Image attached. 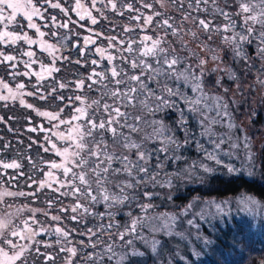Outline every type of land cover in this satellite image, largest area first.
Returning a JSON list of instances; mask_svg holds the SVG:
<instances>
[{
  "label": "snow or ice",
  "instance_id": "snow-or-ice-1",
  "mask_svg": "<svg viewBox=\"0 0 264 264\" xmlns=\"http://www.w3.org/2000/svg\"><path fill=\"white\" fill-rule=\"evenodd\" d=\"M167 2L73 0L68 5L65 0H0V45L5 46L0 48V65H7L12 70L9 75L13 79L23 75L35 76L37 81L33 90L27 91L24 82L16 83L13 89L0 79V101L18 100L21 106L46 118L52 129L57 131L41 127V131L51 132L45 137V144L50 147H41L60 158L59 161L41 160L40 164L48 169L43 171L28 157L32 169L42 171L44 178L37 181L33 176H27L29 187L36 185L27 193L10 190L20 177L25 176L20 159H0V205L5 204L8 197L30 196L36 201L45 189L57 194L46 200V209L27 205L17 209V213L31 212V216L20 224L9 219L11 213L0 216V264H29L30 259L35 261L36 258H43L44 264H55L56 256L45 251L53 247L66 254L64 264H104L105 260L108 264H129L130 258L144 255L136 247L137 241L149 247L159 258L164 246L156 234L178 237L183 241L191 235L190 229H197L196 238L202 239L204 245L211 243L200 236L198 220L205 219L204 209L214 207L217 213H224L222 204L204 201V208L197 212L194 208L198 198H193L178 213L157 212L158 205L154 199L160 193L156 189H172L174 179L185 176L191 180L196 176L197 168L206 174L215 173L216 167L207 162L222 166L231 177H239L243 169L225 162L223 157L230 161L241 152L245 156L247 174L253 175L256 159L253 139L246 128L236 123L233 108L239 106L235 95L242 94V89L237 87L230 102L226 98L230 89L224 87L223 75H217L213 85L214 89H223V92L211 90L208 79L220 73L236 79L232 70L224 65V53L227 51L231 52L234 60L251 66L253 58L249 56L246 45L255 43L256 58L264 62V0H233L235 12L226 10L228 0H225L224 7L218 0H170L181 14L180 23L166 11L156 9V5L165 9ZM49 9H58L66 19L50 14ZM144 10H148V14ZM108 11L119 16L131 13L128 19L135 25H124L122 32L105 36L103 32L80 23L87 19L90 25H97L108 18ZM72 13L76 20L72 19ZM216 16L223 17L225 23H214ZM23 22H26V28ZM70 25H78L88 32L82 37V45L79 42L72 45L80 51L81 57H85L90 51L89 46H93L100 59L91 60L94 67L86 77L74 81L57 80L54 75L60 71L57 61L69 60V57L58 55L66 47L61 41L69 39L67 34L61 36L59 30L72 33L74 29ZM153 26L157 34L149 35L148 30ZM116 27L113 26L111 31L115 32ZM26 29L34 30L36 38L30 36ZM137 29L143 33L138 40L131 36L127 40L123 38ZM161 32L162 35L159 34ZM46 36L56 38V43L44 39ZM215 36H220L223 48L211 46ZM101 39L107 40L106 46L97 45ZM177 43L179 48L175 46ZM193 43H196L195 48L191 47ZM33 45H38L51 57L49 64L38 60L32 50ZM7 48H12L16 54H9ZM104 61H107V67ZM37 63L40 70L33 71L32 67ZM75 63L81 64L82 61L78 59ZM19 64H23L25 69L22 73L18 71ZM210 64L214 66L210 67ZM262 69L264 63L257 70L256 83L264 90ZM46 79L53 81L47 88L42 83ZM70 86H74L75 92H81L85 87L89 91L96 88L100 94L90 103L87 96L66 98L63 90ZM26 96L41 101L54 98L61 104L67 99L65 107L72 106V115L68 119L62 118L64 108L56 112L41 111L27 103ZM259 99L264 105V94ZM169 109L177 113L175 128L165 124L163 119L155 118L158 113ZM259 114L256 108H252L247 114L248 123L254 124ZM190 122L195 123L196 131L190 127ZM0 123H6L3 117H0ZM61 126H64L63 130ZM218 127L226 131L218 132ZM177 129L184 133L183 141L177 137ZM237 129L239 135L236 134ZM9 130L12 131L11 128ZM27 130L35 132L37 128ZM52 136L60 142L59 146ZM149 143H158L159 147L149 148ZM193 143L196 151L203 153V159L174 172L166 171L169 162L175 164L186 160L183 152ZM224 145L228 146L227 149ZM10 147V143H5L0 151ZM8 169L14 170L15 175L5 180ZM61 197H71L74 202L64 205ZM167 199L171 201V194ZM238 203L250 214L264 209V201L253 195L242 194ZM100 204H103L104 212L95 210V206ZM124 208L128 209L123 213L128 219L121 223L116 217ZM135 209H139L136 215L133 214ZM53 210L56 214H51ZM69 211L71 216H68ZM38 213L52 223L46 226L37 219ZM88 216L98 218L100 223L93 227L85 224L86 231L70 229L64 224L65 218L79 224ZM189 216L192 218L183 219ZM181 223L188 227L178 230ZM145 229L149 235L145 234ZM74 233L84 239L74 241ZM41 236H55L54 244L39 239ZM88 248L93 251H84ZM176 255L181 260L186 259L179 251ZM192 255L199 256L200 252L193 248ZM78 256L79 262L76 260ZM171 257L170 253L167 264H172ZM260 264H264V260Z\"/></svg>",
  "mask_w": 264,
  "mask_h": 264
},
{
  "label": "trees",
  "instance_id": "trees-1",
  "mask_svg": "<svg viewBox=\"0 0 264 264\" xmlns=\"http://www.w3.org/2000/svg\"><path fill=\"white\" fill-rule=\"evenodd\" d=\"M218 3L221 7L225 6V0H218ZM229 7L226 10L235 12L236 6L233 4V0H228ZM157 10L166 11L168 15L176 17V22L180 23V13L177 12L176 7L173 6L170 3V0L167 2V6L165 9H160L159 5H156ZM146 14H148V10H144ZM211 11V10H210ZM57 16H60V14L53 13ZM98 15V14H97ZM129 15H132L131 13H126L124 16H119L111 11L107 12V19H103L100 21L97 25H90L88 22L89 27L96 28L98 32H103L105 36L110 35H116L119 32L123 31L124 25H135L134 21H129L128 17ZM203 15V13L201 14ZM211 18V17H209ZM62 19V18H60ZM85 21V20H84ZM86 22V23H87ZM214 23L216 24H223L225 23L223 17L216 16L214 19ZM239 23V19H238ZM113 26L116 27V31L113 32L111 29ZM189 25H186V27ZM65 32V31H64ZM143 33H140L139 29H137L135 32L130 33L126 36H124V39H128V36H131L133 39H139V36ZM149 35H155L157 34L155 32V28L148 30ZM159 34H163L162 32ZM30 36L33 38H36V34L30 33ZM48 41H51V39H48ZM169 39H172L169 37ZM187 39V38H186ZM203 39V37H202ZM97 43L100 46H106L107 40H98ZM199 43V42H197ZM66 44V42H65ZM177 48H179V44L177 43L175 45ZM212 47L217 48H223L224 46L220 43V36H215L213 41L211 42ZM191 47L195 48L196 43H193ZM246 50L250 57H252V65L248 66L244 61L241 60H234L232 57V54L230 51H227L224 53V65L229 67L232 72L235 74L236 79H229L228 75H225L223 73L220 74H213L208 79V86L211 90L217 91V92H223V89H214L213 85L215 83V80L217 78V75H223V85L225 88H229L230 91L227 93V99L231 102V99L233 97V88L234 86L239 83L243 85H247L249 88H251V91L256 94H264V90L260 89L259 84L256 83V78L258 75V69H261L262 62L258 58H256L255 55V49L256 44L253 43L252 45H246ZM3 48V47H0ZM6 51L9 54H15L13 50L6 49ZM78 51V50H77ZM61 54L63 56L69 57V60L66 61H59L58 62V68H60V71L58 73H55V78L57 80H63V81H74L81 79L83 77H86L89 72L91 66H89L87 63L90 62L89 58L86 57L85 59H81L80 57V51L73 52L69 45H66V47L61 49ZM39 57V56H38ZM80 60L84 62L81 64H76V60ZM43 60V63H45V60ZM104 66L107 67V61L103 62ZM210 67L214 66L212 64L209 65ZM22 70V67H20V64L18 65V71ZM25 70V69H24ZM99 70V69H98ZM12 70L7 67V65H0V79H3L5 82L9 83V86L11 88H15L16 83L24 82L26 84V90L32 91L33 86L37 84V81L34 80L32 77H26L23 75H20L13 79L9 73ZM264 71V69H262ZM22 73V72H21ZM35 78V77H34ZM262 79H264V76H261ZM53 81L51 79H46L42 83L44 84L45 88L48 87ZM98 87V86H97ZM99 92L94 88L92 91H89L87 87L83 89L81 92H75L74 86H70L68 89L63 90V95L67 97H71L74 95H81V96H87L88 102L90 103L91 100L97 99L99 97ZM260 96V95H259ZM236 99V98H235ZM25 100L27 103H31L34 105L35 108L41 110V111H52L56 112L59 111L60 108H64V111L62 113V118L68 119L73 112L72 106L65 107L66 104H68L67 99L65 100L64 104H61L60 101L50 98L46 101H41L40 99L32 96H26ZM239 106H233L234 108V115L236 118V123L238 124V118H240V113L243 112V109L245 107V104L242 100H238ZM79 102H77L78 104ZM183 107V105H181ZM0 117H3L4 121L6 123H0V148L5 143H10L11 147L5 151H0V159L4 160H12V159H20V161L23 163V172L25 173V176H22L19 178L18 183L15 187L11 188L12 191H24V192H31L36 187V185H32V187H29L30 181L26 179L27 176L31 175L33 176L37 181L40 179H43V172L42 171H34L31 167V165L28 162V157H31L34 162H36L41 168H43V171H47V167L43 164H40L41 160L43 161H51L56 160L59 161V157L55 155L54 152H45L44 149L41 147V145L49 146L45 144V137L46 135H51V132H45L41 131L40 128L43 127L44 129H51L52 132L57 131L56 129H52L51 124L47 121L46 118L41 117L37 115V112L27 109L19 104V101H11L8 102L0 101ZM99 117H97L98 119ZM151 118V117H150ZM156 119H163L164 123L167 125L172 126L173 128L176 127V120H177V113L175 111H172L171 109L167 110L166 112L158 113L155 117ZM239 125V124H238ZM30 127L37 128V131L32 132L28 131L27 129ZM190 127L193 128L194 131H196V125L194 122H190ZM12 129L10 131L9 129ZM64 126H61V130H63ZM150 131V129H149ZM218 132H224V128H217ZM237 135L240 134L239 129H237L236 132ZM177 137L183 141L184 139V133L177 129L176 131ZM52 140L54 142H57L58 146L60 142L56 141V137L52 136ZM35 141V143L33 142ZM31 146V147H29ZM227 145H224L225 148ZM149 148H156L159 147V144H152L149 143ZM183 155L185 156L186 160L177 161L175 164L169 162L166 171L168 172H174L177 170V168H186L189 165L193 163V161H199L203 159V153H199L196 151L195 144L187 149V151L183 152ZM163 154H161L162 158ZM226 159V157H225ZM153 165H155V159L152 161ZM210 165L216 167V172L213 174H206L201 169L197 168L196 176H194L191 180L187 178V176L174 179V187L172 189L168 188H157L156 191L160 193L158 197L154 199V203L158 205L159 209H166L167 211H175L178 210L180 207L186 206L193 198H204V199H214V200H226L229 198H234L239 195H253L255 198L264 201V175L261 179L256 178H246L243 176L239 177H231L227 175L221 166H215L212 162H207ZM14 176V175H13ZM201 178H203V182L201 183ZM5 179V177H4ZM6 180V179H5ZM171 194V201L167 199L168 195ZM57 194L54 192H51L48 189H45L43 192L39 194V197L36 201H33L32 197H15L11 198L9 197L7 201H10L12 204V208L14 211H12L14 217L13 221L20 218L22 221L25 218H28L31 216V212L25 210L22 213H17V209L22 208L23 206L27 205L30 208H36V209H46L47 204L46 200L48 198L55 197ZM63 201L64 205H71L74 201L71 199V197H61L60 198ZM60 205H57L59 207ZM157 207V208H158ZM156 208V209H157ZM95 210L99 212H104V206L103 204L95 206ZM128 211L127 208H124L123 211L116 217L117 220H119L121 223L125 222L128 218L123 214L124 212ZM139 213V209L134 210V215ZM51 214H56L53 210ZM68 216H71V212L69 211ZM37 219L42 221L46 226L48 224H51L49 218L43 216L42 214H37ZM107 223V220L104 221ZM100 223V220L98 218H93L91 216L85 217L84 220L77 224L71 221L70 219L65 218L64 224L72 229H78L79 231H86L85 224L87 227H93L94 225H97ZM226 232L230 233L233 229V225L231 227L226 228ZM240 229V227H239ZM229 235V234H228ZM226 235V238L228 237ZM159 237L161 238L162 235L160 234ZM41 240H46L48 242H51L54 244L55 242V236H41L39 237ZM74 241H78L80 239H84V237H81L77 233L73 234ZM107 239V237H105ZM171 241L175 242L177 239L176 237L170 238ZM217 241V239H216ZM225 242H221L219 245L220 253L216 256L214 255V250L212 249V252L207 255L203 254L201 257V261L204 264H216L213 262V260L218 259L220 261V264H224V255L225 252L230 251ZM143 244H139V250L144 253L141 257H132L129 260V264H150V258L147 253L148 251L143 247ZM164 246V244H163ZM181 249V248H179ZM44 250V249H42ZM45 251L51 252L54 256H56L55 264H64L65 260V253H60L58 251V248H48ZM84 251L91 252L93 251L91 248L85 249ZM172 253V249L170 247V244L167 240V246L163 248L162 253ZM235 252V250H234ZM233 254V251H232ZM253 254V253H252ZM260 255H254L251 258L248 259V261H244L243 264H259L261 261L260 259H264V256L262 255L259 258ZM76 260L79 262L80 257L78 256ZM163 264H167V262L161 258ZM29 264H44L43 258H36L35 261L29 260ZM104 264H108V261L105 260ZM174 264H181L179 262Z\"/></svg>",
  "mask_w": 264,
  "mask_h": 264
},
{
  "label": "rangeland",
  "instance_id": "rangeland-1",
  "mask_svg": "<svg viewBox=\"0 0 264 264\" xmlns=\"http://www.w3.org/2000/svg\"><path fill=\"white\" fill-rule=\"evenodd\" d=\"M73 2V0H65V3L70 5ZM50 14L56 13L60 14L58 18L66 19V17L63 16V14L59 13L58 9H49ZM98 13H94V15H97ZM72 19L76 20L77 17L74 13L71 14ZM87 20L81 21V24H84L88 26ZM71 28L74 29V32L67 33V30L60 29V35L64 36L67 34L69 36L68 40H62L61 43L69 45L73 52H78L79 50L77 48H74L72 45L73 43L79 42L81 45L83 44L82 37L85 35H88V32L84 30V28L79 27L78 25H70ZM89 27V26H88ZM26 28V25H25ZM93 28V27H92ZM96 30V28H94ZM28 31V34L30 33L34 34V30L26 29ZM44 31H48V29H42ZM65 31V32H64ZM97 31V30H96ZM75 33H80L79 36L75 35ZM47 40V36L44 38ZM51 39V38H48ZM50 43H56V38H52ZM97 45H99L97 43ZM4 47L3 45H1ZM27 46V45H26ZM59 47V45H57ZM100 46V45H99ZM28 47V46H27ZM26 47V48H27ZM90 51H88L87 55L85 57H81V59H85L86 57L89 58L90 62L87 63L90 68V72L92 68L94 67L91 64L92 59L99 60V56L95 53V47L89 46ZM10 50V49H9ZM13 50V49H12ZM32 50L36 52L37 58L39 61H42V59L45 60L44 64H49L51 62V57L46 53L43 52L38 45H33ZM78 50V51H77ZM15 55V54H13ZM58 55H61L58 53ZM39 56V57H38ZM24 59H27L26 57ZM80 59V60H81ZM86 60H84L85 62ZM57 61V67H58ZM82 61V63H84ZM24 69V67L22 66ZM33 71H39V63L33 65L32 67ZM89 72V73H90ZM34 80V76H32ZM240 87L242 89L241 93H236L235 98L238 100H242L243 103L246 100L247 103L245 104V107L243 109V112L240 114V118H238V124L242 125L244 128L247 129L248 134L253 139V151L256 153V159H255V167H253L252 172L253 175L249 176L247 174V168L244 165L245 156L243 152H241L238 156H234L230 161L228 157H223L225 162H230L234 164L237 168L243 169V174L240 176L246 177V178H256L261 179L264 175V105L260 103V96L261 94H256L250 90V88L247 85L239 84L237 83L233 88V93L236 92L237 87ZM6 94V93H5ZM256 108L257 111L260 113L259 116L256 119V122L254 124L248 123V112L252 109ZM226 131V129H224ZM228 146L225 147L227 149ZM222 167V166H221ZM223 168V167H222ZM223 171L227 173V170L223 168ZM8 176H5V179H9L11 176L15 175V171L12 169H8ZM11 190V189H10ZM241 195L236 196L234 198H229L226 200H214V199H200L198 198L196 201V206L194 208V211H201V209L204 208L203 202L204 201H215L216 203L222 204L224 207V213H217L216 209L213 207L211 209H204L205 212V219L198 220V223L200 225L199 227V233L201 237H206L208 240L211 241L210 244L204 245L202 239L196 238V231L197 229H190L191 235L186 240H180L178 237H176V241H171L170 238L174 237H168L164 236L160 238V234H156V238L161 240L164 244V246H167V240L170 244V247L172 249V264L174 263H181V264H204L201 261V257L203 254L209 255L212 252V249L214 250V255H218L220 253V243L225 242L227 246L230 245L228 248L230 251L225 252L224 255V264H243V262L246 260L248 261L249 258H251L254 255H260L259 258L263 255L264 256V209L256 210L254 213H249L246 209H244L239 203L238 199ZM9 198V197H8ZM8 198H5V204L0 205V216H3L4 213H11L12 215L9 217L13 221L14 215L12 213L13 208H8L7 205H12L10 201H7ZM193 200V199H192ZM191 200V201H192ZM190 201V202H191ZM184 207L178 208V210H175L174 212H180ZM157 212H173V211H167L164 209H159V207L156 209ZM192 218L191 216L183 218L184 220ZM17 224L22 223V220L20 218L13 221ZM233 225V229L230 233L226 232V228L231 227ZM188 226L186 223H181L178 230H184ZM240 227V229H239ZM146 235H149L147 229L144 230ZM229 234V235H228ZM226 235L228 237L226 238ZM217 239V241H216ZM143 244L140 241L136 242V247L139 249V244ZM224 244V245H225ZM144 245V244H143ZM147 251L148 255L152 258H150V264H163L161 258H163L166 262H168L169 254L168 252L162 253L161 256L158 258L156 255H154L149 247L143 246ZM181 248V249H179ZM195 248L197 251L200 252L199 256H193L192 255V249ZM235 250V252H234ZM177 251H179V254L186 257V259L181 260L179 256L176 255ZM233 251V254H232ZM253 253V254H252ZM264 260V259H260ZM245 261V262H246ZM214 263L220 264V261L218 259L213 260ZM260 264V262H259Z\"/></svg>",
  "mask_w": 264,
  "mask_h": 264
},
{
  "label": "flooded vegetation",
  "instance_id": "flooded-vegetation-1",
  "mask_svg": "<svg viewBox=\"0 0 264 264\" xmlns=\"http://www.w3.org/2000/svg\"><path fill=\"white\" fill-rule=\"evenodd\" d=\"M24 23V25H26V22H23ZM0 47H2L1 45H0ZM24 47L26 48L27 46L26 45H24ZM3 48H5V46L3 47ZM7 49H10V50H12V48H7ZM16 54V53H15ZM23 66V64H20V67H22ZM25 70L22 68V70H20L19 72H24Z\"/></svg>",
  "mask_w": 264,
  "mask_h": 264
}]
</instances>
